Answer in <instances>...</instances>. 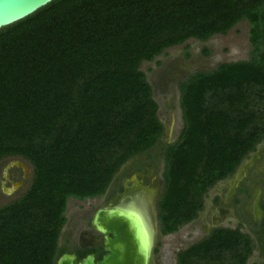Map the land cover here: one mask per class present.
Returning <instances> with one entry per match:
<instances>
[{
	"label": "trees",
	"instance_id": "16d2710c",
	"mask_svg": "<svg viewBox=\"0 0 264 264\" xmlns=\"http://www.w3.org/2000/svg\"><path fill=\"white\" fill-rule=\"evenodd\" d=\"M241 21L249 58L178 84L182 128L159 148L165 236L264 137V0H53L0 29V159L31 167L24 192L0 206V264H55L67 201L102 195L127 160L161 145L140 64ZM251 250L238 229L219 228L178 250L175 264H245Z\"/></svg>",
	"mask_w": 264,
	"mask_h": 264
},
{
	"label": "rangeland",
	"instance_id": "374dc122",
	"mask_svg": "<svg viewBox=\"0 0 264 264\" xmlns=\"http://www.w3.org/2000/svg\"><path fill=\"white\" fill-rule=\"evenodd\" d=\"M204 48L209 51L207 55H204L202 52ZM250 55L251 48L248 43V24L245 21H241L231 27L225 35H213L207 41L189 39L181 45L163 50L151 62H142L139 70L143 72L145 80L150 86L152 99L157 105L156 117L162 124L164 130L159 141L163 143L167 141L174 142L182 128L177 86L182 77H186L190 73L211 70L221 63L247 60ZM262 139L264 144V137ZM160 146L161 145H157L149 151L127 160L114 174L103 195L82 201L69 199L66 203L64 212L66 221L60 231L57 246L59 248L64 247L66 252L72 253L74 247L77 245L78 239L84 237L89 238V244L92 243V241H94V232L92 229L88 228V220L94 210L102 205L106 198L116 192L117 188L115 189L113 187L114 184L117 183L119 186L123 182L124 177L126 180H129L132 175L135 177L136 182L142 181V174H134L133 171H138L139 168L141 169L144 163L149 162L153 164L156 162L155 158L159 155ZM248 155L245 157L247 158V160L244 161L245 163L247 161H252L253 154ZM148 157H150V159ZM14 161H19L26 167L29 177L26 184L17 189L15 193L10 192L13 191L14 188H9L8 182L17 179V169L10 168L8 174L14 172L16 175L13 178L9 177L8 181L2 182V176L4 170H6V166ZM158 163L159 167H161L160 161ZM245 163L243 165H245ZM243 165L240 169L243 168ZM159 171L160 170H157V176H159ZM123 173H125V176L121 178ZM30 174L31 167L26 162L18 158L0 159V206L19 198L29 184ZM221 187L220 183L216 185L214 189H209L206 195H204V198L209 195L208 200L206 199L205 201L207 211L205 210L198 220H192L181 226L175 233L165 236H161L157 231V241L160 243V252L155 256L156 260L154 264H175V253L189 244L198 241L202 237V228L204 224L209 225L208 220L213 212L214 205L212 198L215 192L221 190ZM129 189L130 188L125 187L124 192L120 196L123 198L130 197ZM231 209H227V213L230 214ZM235 211L236 209L234 212ZM157 226H159L158 223ZM241 232L246 233V230L242 229ZM256 253L257 251L253 247L252 253L247 259L246 264H252L254 261L258 262Z\"/></svg>",
	"mask_w": 264,
	"mask_h": 264
},
{
	"label": "flooded vegetation",
	"instance_id": "af4514ba",
	"mask_svg": "<svg viewBox=\"0 0 264 264\" xmlns=\"http://www.w3.org/2000/svg\"><path fill=\"white\" fill-rule=\"evenodd\" d=\"M190 74H193V73H190ZM190 74H188L186 77H182L180 81L178 82V84L181 81H183L185 78H187ZM163 132L164 130L162 131V134ZM262 140L263 139H261L256 144L253 151L248 153L249 155L253 154L251 162H248V161L246 163L244 162L245 160H247V158H245L248 155L247 154L239 162V164L237 165V167L235 168L234 172L231 175L219 180L210 188V189H214L216 185L220 183L222 186L221 190L218 192H215L212 198L214 207H213V212L210 216V219L208 220L209 225L204 224V227L202 228L203 235L199 239L201 240L214 229H219V228L238 229L240 233L248 237L250 244L252 246V250L254 247L255 250L257 251L256 254H257L258 262L254 261L252 264H264V144ZM171 143L173 142L167 141L163 143L159 141V144H161V148ZM148 158L150 159V157ZM155 159H156V162H154L153 164L149 162L144 163V166L142 167L143 169L139 168L138 171H135V170L133 171L134 174H137V173L142 174V181L140 180L136 182L135 177L132 175L129 180H126L124 177L125 173L121 175V178L124 177L123 182L119 186L117 185V183H115L113 186L115 189L117 188L116 192H114L115 194L113 193L111 194V196L106 198L105 202L94 210L93 214L88 220V228L92 229V231L94 232V235H93L94 241H92V243L89 244V240H90L89 238H85V237L80 238L77 240V245L76 247H74L72 253L70 252L64 253V254L73 255L75 257L73 264H77L82 258L88 255L93 257V262H98L106 254L105 235L91 225L92 219H93L94 214L98 210H102L104 208H107L109 205L116 203L119 196L124 192L125 187L130 188L129 189L130 194L138 191L146 195V197H148V200L150 202L153 200L152 209L154 210V213H155L154 217H155L156 224L158 223L156 205H157V201L159 199V196L162 190V184H163V178H162L163 153L159 152V155ZM159 161H160L161 167H159V163H158ZM244 163L245 165H243ZM19 164H22V163H20L19 161H14V162L9 163L8 166H6V170H4L3 176H2V182L4 183L8 181L9 177L13 178L16 175L14 172L8 174V170H10V168L17 169L18 171L17 179L14 181L8 182L9 188H14L13 191H10L13 193H15L17 189L23 187L29 179L26 169L25 171H23V169L21 168V165ZM242 165H243V168L240 169ZM157 170H160L158 172L159 176L156 175ZM208 198H209V195L206 196L205 198L204 197L202 198V208L197 213L196 217L193 220H198L200 215H202V213L205 210L207 211V206L205 204L206 203L205 201L206 199L208 200ZM227 209H231L230 214L227 213L226 211ZM235 209L236 211L234 212ZM157 227H158L157 231L161 235L160 227L159 226ZM242 229H245L246 233L241 232ZM252 250H251V253H252ZM159 252H160V243L159 241H156L152 249V263L151 264H154L156 260L155 256L158 255ZM78 253L83 254V256L80 259L77 257ZM251 253L249 254L248 258L250 257ZM246 261H245V264H246Z\"/></svg>",
	"mask_w": 264,
	"mask_h": 264
},
{
	"label": "water",
	"instance_id": "95a60500",
	"mask_svg": "<svg viewBox=\"0 0 264 264\" xmlns=\"http://www.w3.org/2000/svg\"><path fill=\"white\" fill-rule=\"evenodd\" d=\"M53 0H0V29L12 25ZM21 168L25 171L23 164ZM124 201H127L126 204ZM131 197L119 196L117 202L98 210L91 225L105 235L106 254L98 262L88 255L77 264H151L153 228ZM129 202V203H128ZM138 216H137V215ZM100 227V228H99ZM70 254L59 256L55 264H73Z\"/></svg>",
	"mask_w": 264,
	"mask_h": 264
},
{
	"label": "bare ground",
	"instance_id": "6f19581e",
	"mask_svg": "<svg viewBox=\"0 0 264 264\" xmlns=\"http://www.w3.org/2000/svg\"><path fill=\"white\" fill-rule=\"evenodd\" d=\"M130 197L133 199L132 202L134 203V205L138 209H141L143 211V213H145V215L147 216L149 221H151V225H152V228L154 231L152 234L151 245L154 246L156 241H157L158 233H157V224H156L155 217H154L155 213H154V210L152 209L153 208V200L150 202L148 200V197H146V195H144L138 191L130 194ZM126 203H127V201H124V203H122V204H126Z\"/></svg>",
	"mask_w": 264,
	"mask_h": 264
}]
</instances>
